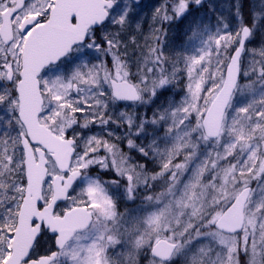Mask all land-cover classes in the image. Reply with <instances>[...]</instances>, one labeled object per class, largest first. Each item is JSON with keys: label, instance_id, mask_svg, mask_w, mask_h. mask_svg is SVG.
I'll list each match as a JSON object with an SVG mask.
<instances>
[{"label": "snow or ice", "instance_id": "6c2138e0", "mask_svg": "<svg viewBox=\"0 0 264 264\" xmlns=\"http://www.w3.org/2000/svg\"><path fill=\"white\" fill-rule=\"evenodd\" d=\"M0 264H264V0H0Z\"/></svg>", "mask_w": 264, "mask_h": 264}, {"label": "trees", "instance_id": "16d2710c", "mask_svg": "<svg viewBox=\"0 0 264 264\" xmlns=\"http://www.w3.org/2000/svg\"><path fill=\"white\" fill-rule=\"evenodd\" d=\"M128 207H129V208H134L135 205H133V204H129Z\"/></svg>", "mask_w": 264, "mask_h": 264}, {"label": "rangeland", "instance_id": "374dc122", "mask_svg": "<svg viewBox=\"0 0 264 264\" xmlns=\"http://www.w3.org/2000/svg\"><path fill=\"white\" fill-rule=\"evenodd\" d=\"M218 3H223L225 0H217Z\"/></svg>", "mask_w": 264, "mask_h": 264}]
</instances>
